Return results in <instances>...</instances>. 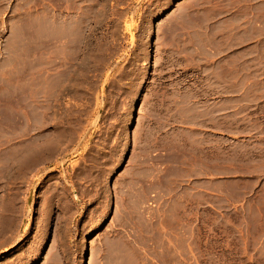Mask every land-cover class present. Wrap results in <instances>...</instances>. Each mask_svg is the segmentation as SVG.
<instances>
[{
    "label": "rangeland",
    "instance_id": "374dc122",
    "mask_svg": "<svg viewBox=\"0 0 264 264\" xmlns=\"http://www.w3.org/2000/svg\"><path fill=\"white\" fill-rule=\"evenodd\" d=\"M261 43L264 0H0V264H264V131L227 109Z\"/></svg>",
    "mask_w": 264,
    "mask_h": 264
},
{
    "label": "crops",
    "instance_id": "0c3cea01",
    "mask_svg": "<svg viewBox=\"0 0 264 264\" xmlns=\"http://www.w3.org/2000/svg\"><path fill=\"white\" fill-rule=\"evenodd\" d=\"M244 56H247L246 51L244 50ZM250 58L255 61L258 60L259 64L264 62V43L255 44L250 48ZM247 58V57H246ZM248 60V59H246ZM211 82H215V79L212 78ZM230 82V81H229ZM241 82L248 84L252 83L254 90H237L234 92H230L227 100V109L228 113L231 114L232 111L235 115H240V118L236 116L235 121L241 124H247L248 118L243 119V116H250L249 127H235L237 130L250 129L252 131H264V91L261 90L262 86L260 84H264V77L261 75H252V76H244V80ZM258 89V90H257ZM214 107V104H212ZM232 127H229L230 129ZM7 145L5 140H0V147H4L0 149V155H11V150L6 151L5 146ZM244 155V153H242ZM232 148L228 150V164L225 167L224 171L214 178L212 182V198L213 203L216 198L221 199L223 203L231 204L233 201L239 202V204L244 206L245 201L247 200L248 191L246 187V183L251 179V175L245 173L244 171L240 172L239 169L233 171L232 169ZM261 157V155H260ZM255 171L260 172L259 175L254 176V180L256 182L262 178L261 172L264 171V161L259 158V160L255 161ZM216 186L218 187L216 189ZM213 208L219 210L226 209H234L237 207L232 206H214ZM245 208V206H244ZM243 209V208H242Z\"/></svg>",
    "mask_w": 264,
    "mask_h": 264
},
{
    "label": "bare ground",
    "instance_id": "6f19581e",
    "mask_svg": "<svg viewBox=\"0 0 264 264\" xmlns=\"http://www.w3.org/2000/svg\"><path fill=\"white\" fill-rule=\"evenodd\" d=\"M53 150H54V149H53ZM53 150H52V151H53ZM54 153H55V152H54ZM67 205H68V204H67ZM15 247H16V246H14V248H15ZM6 252H7V251H6Z\"/></svg>",
    "mask_w": 264,
    "mask_h": 264
}]
</instances>
